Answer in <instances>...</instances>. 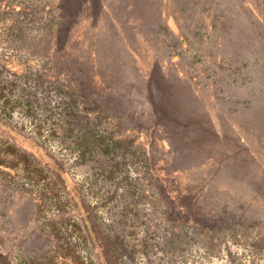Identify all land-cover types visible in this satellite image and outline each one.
I'll use <instances>...</instances> for the list:
<instances>
[{"label":"rangeland","instance_id":"obj_1","mask_svg":"<svg viewBox=\"0 0 264 264\" xmlns=\"http://www.w3.org/2000/svg\"><path fill=\"white\" fill-rule=\"evenodd\" d=\"M0 264H264V0H0Z\"/></svg>","mask_w":264,"mask_h":264}]
</instances>
